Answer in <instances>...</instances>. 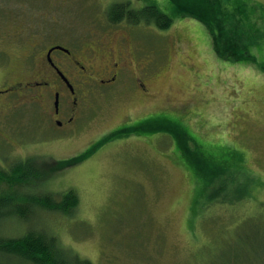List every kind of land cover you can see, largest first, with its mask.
I'll list each match as a JSON object with an SVG mask.
<instances>
[{"label":"rangeland","instance_id":"1","mask_svg":"<svg viewBox=\"0 0 264 264\" xmlns=\"http://www.w3.org/2000/svg\"><path fill=\"white\" fill-rule=\"evenodd\" d=\"M125 1L135 9L157 4L172 13L169 0H0V65H18L21 53L30 50V33L21 36V26L72 43V34L82 37L108 23L107 9ZM247 1L242 14L251 19V29L237 57L219 53L213 32L186 12L165 30L129 20L111 32L105 26L98 34L116 52L127 53L131 74L139 72V61L148 62V93L126 88L103 101L75 137L60 138L32 103L26 111L16 107L11 116L0 115V170L20 159L34 164L37 157L70 158L103 144L71 167L32 166L42 178L29 179L39 178V187L19 191L73 189L80 197L72 217L38 212L34 226L50 227L65 246L95 264H251L254 258L261 264L264 255L255 249L264 243V0ZM238 2L225 5L234 9ZM2 69L0 87L18 74ZM147 113L180 118L193 131L197 156L241 151V169H219L205 186L187 165L193 162L183 147L180 156L169 127L147 135L131 123L121 129L130 137L112 138L121 133L113 128L129 116ZM13 189L0 180V192ZM21 228L7 221L2 234Z\"/></svg>","mask_w":264,"mask_h":264},{"label":"trees","instance_id":"2","mask_svg":"<svg viewBox=\"0 0 264 264\" xmlns=\"http://www.w3.org/2000/svg\"><path fill=\"white\" fill-rule=\"evenodd\" d=\"M239 1L237 6L231 9L225 5V0H169L172 13L163 11L157 4H149L141 9H135L132 4L126 1L116 2L109 7V10L107 9L106 16L108 21L112 23L127 19L135 24L141 22L154 23L160 29L165 30L172 26L176 16H185L183 12L190 13L205 23L213 32L214 45L219 53L224 56L237 57L241 56L238 49L243 46L246 47V34L251 29L248 25L251 23V19L246 20L248 16L242 14L246 13L244 5L249 2L247 0ZM231 41L235 44L231 45ZM137 126L141 133L147 135L161 130L166 132L165 127H169L172 131V137L179 145L180 156L185 150L193 162V165L190 166V163L185 160L189 163L187 165L199 176L200 184L205 186L219 169L234 170V165H238V168L241 169L243 165V153L239 150L229 149L226 154H224V150L220 154L215 152L213 155L202 154L197 156L193 148L196 140L190 136L193 131L178 117L161 113L153 116L150 122L145 120ZM156 126H159V130H156ZM117 131L121 133L115 134L112 138L120 134V136L127 135L121 129ZM186 134L188 139L184 140ZM188 140L192 142L190 143ZM102 145V143L96 144L89 150L70 158L47 161V159L37 157L34 158V164L31 158H27L28 160L20 159L7 166V170H0V180H6L9 186L15 188L7 193L0 192V264H95L90 259L81 257L65 246L60 236L50 227L40 229L33 225L34 216L38 212L44 214L57 212L67 217L75 215L80 204V197L76 190L69 189L66 192L56 193L46 188L49 192L41 191L32 195L30 192L19 191L17 187L24 185H29L30 188L39 187L40 183L37 181L42 176L40 177L33 169L32 166L35 164L48 168L55 166L71 167L87 158ZM192 155L195 158H192ZM38 176L36 182L29 179L34 178L36 180ZM239 194L242 196L245 191L240 190ZM216 198H209L208 201L212 203ZM7 221L20 223L21 231L15 232L14 235L2 234L4 232L2 230L3 225ZM262 250H264V243H260L255 249L257 253L264 255ZM254 259H251L253 261L251 264H255ZM237 264L247 263L241 261ZM261 264H264V260H261Z\"/></svg>","mask_w":264,"mask_h":264},{"label":"flooded vegetation","instance_id":"3","mask_svg":"<svg viewBox=\"0 0 264 264\" xmlns=\"http://www.w3.org/2000/svg\"><path fill=\"white\" fill-rule=\"evenodd\" d=\"M128 23L127 19L116 23L101 22L95 31L88 30L82 37L72 34V43L51 35L52 31L50 34L41 28H31L30 31L27 25L21 26V36L27 31L30 33V50L21 53L18 65H0V68H7V74L11 67L18 72L16 77L12 80L7 78L0 87V94H4L0 96V115L7 113L9 117L13 109V112L17 111L16 107L26 111V106L32 103L43 111L50 127L57 130L60 138H72L84 128L91 113L97 112L103 101L110 100L126 88H137L147 94L145 71L148 70V62L139 61V72L131 74V60L127 53L116 52L98 34L107 25L111 32L113 27L128 26ZM153 116L154 113L143 117L129 116L113 130L134 125L131 123L150 122Z\"/></svg>","mask_w":264,"mask_h":264}]
</instances>
